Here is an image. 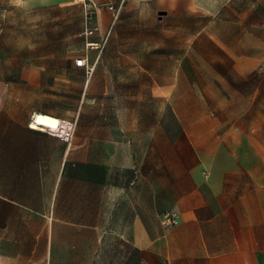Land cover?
<instances>
[{"label": "crops", "instance_id": "1", "mask_svg": "<svg viewBox=\"0 0 264 264\" xmlns=\"http://www.w3.org/2000/svg\"><path fill=\"white\" fill-rule=\"evenodd\" d=\"M177 1L182 9L205 11L213 18L236 8V0ZM135 69L145 75L202 74L199 68L177 66ZM167 84L165 80L156 89L167 90ZM187 86L173 101L163 100L154 150L149 133L136 131L135 123L129 129L130 118L135 121L129 110L125 130L117 128L115 112L98 110L95 129L78 131L67 147L28 128L24 115L18 117L6 101L0 107V264H137V251L140 264L162 259L167 264V233L152 236L151 220L157 214L152 210L153 184L159 188V200L171 196L181 218L197 226L192 234L194 258L209 252L211 264H249L253 253L264 251V114L256 116L260 129L251 134L256 139V173L248 182L249 159L242 142L228 139L247 132L224 130L231 117L224 107L230 102L205 99L195 83ZM210 100L215 102L212 111ZM167 119L181 129L177 145H184L187 132H195L197 142L191 145L198 148L207 180L199 178L198 167H190L182 154L169 161L165 150L171 139L161 124ZM9 125L18 130L9 131ZM142 140L149 145L142 146ZM153 170L159 174L154 182ZM231 219L238 220L236 230L225 238L218 229L231 227ZM200 220L215 223L210 243L202 238Z\"/></svg>", "mask_w": 264, "mask_h": 264}, {"label": "rangeland", "instance_id": "2", "mask_svg": "<svg viewBox=\"0 0 264 264\" xmlns=\"http://www.w3.org/2000/svg\"><path fill=\"white\" fill-rule=\"evenodd\" d=\"M105 1L96 2L91 24H96L98 31L87 36L90 20L78 0H0V107L7 101L17 109L18 117L24 115L27 127L34 111L60 119L77 118L75 136L80 130L95 129L96 114L102 108L115 112L118 129H128L129 110L130 114L135 113V121L129 120V129L135 123L136 131L149 133L154 150L159 144L155 132L159 130L157 120L163 100L173 101L190 88L187 84L195 83L194 89L205 99L219 97L230 102L224 107L231 116L226 118L224 130L247 132L240 139L230 135L228 139L242 142L249 159L246 179L251 182L253 176L255 180L256 139L251 134L260 129L256 116L264 114V0H236L234 10L221 11L214 18L191 7L182 9L177 0H123L119 18L111 29ZM103 35L107 36V43L87 83L84 69L75 67L74 60L86 57L93 62L97 50L86 47V42L97 41ZM192 37H196L194 41ZM152 66H177L186 71L199 68L202 74L135 73V68ZM165 80L167 90L156 89ZM209 104L212 111L215 102L210 100ZM161 124L171 139L165 150L169 161L182 154L190 167H198L199 178L207 180L198 148L191 145L197 142L193 138L195 132H187L181 140L184 145H177L179 124L171 119ZM17 130L9 127V131ZM141 144L147 147L149 142L142 140ZM157 157L153 153V164L158 163L154 161ZM157 177L158 172L153 170V182ZM171 177L169 172L168 178ZM152 189V210L157 213L151 220L152 236L158 238L167 233V264H211L209 252L197 259L192 256V234L197 226L192 225L191 219L181 218L171 196L159 200V188L153 184ZM200 221L202 238L210 243L217 230L215 223ZM237 221L231 219V227L218 231L225 232L228 238L236 230ZM141 259L137 251V264ZM255 260L264 264V251L253 253L249 264H255Z\"/></svg>", "mask_w": 264, "mask_h": 264}, {"label": "built area", "instance_id": "3", "mask_svg": "<svg viewBox=\"0 0 264 264\" xmlns=\"http://www.w3.org/2000/svg\"><path fill=\"white\" fill-rule=\"evenodd\" d=\"M80 3H82L84 10H85V15L86 17L90 20L89 21V27L86 29V35H92L93 33L98 31V26L91 24V19L93 16L96 15V2L99 0H78ZM123 0H120L119 2L116 0H108L104 3V7L106 10L110 13L111 15V27L115 24L117 19L119 18L120 15V9L122 7ZM107 42V36L102 38L98 42H93V41H87L86 42V47L92 49V50H97V56L95 60L88 61L86 57H80L74 60V65L75 67L82 68L84 69L85 72V77L87 79V83L92 77L96 66L98 64L100 54L105 48ZM33 114V113H32ZM31 117L29 118V121L31 120ZM77 125V118L74 119H60L58 118L57 123L55 126H39L37 131L44 132L48 134L49 136H52L59 141L65 143L67 147H70L73 142L74 134H75V129ZM28 127L30 128V123H28ZM32 129V128H30ZM175 221L173 220V223Z\"/></svg>", "mask_w": 264, "mask_h": 264}, {"label": "bare ground", "instance_id": "4", "mask_svg": "<svg viewBox=\"0 0 264 264\" xmlns=\"http://www.w3.org/2000/svg\"><path fill=\"white\" fill-rule=\"evenodd\" d=\"M31 115L32 118L29 123L32 129H37L39 126H55L58 120L57 117L40 111H34Z\"/></svg>", "mask_w": 264, "mask_h": 264}]
</instances>
